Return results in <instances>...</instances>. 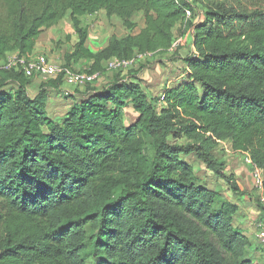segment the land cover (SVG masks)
Masks as SVG:
<instances>
[{
	"label": "trees",
	"instance_id": "1",
	"mask_svg": "<svg viewBox=\"0 0 264 264\" xmlns=\"http://www.w3.org/2000/svg\"><path fill=\"white\" fill-rule=\"evenodd\" d=\"M196 1L0 0V264H264L232 224L237 207L179 158L193 155L240 194L213 155L228 143L264 186V20L212 5L204 22L185 23L192 54L159 99L136 80L86 84L60 120L47 104L61 78L30 96L36 78L1 67L33 54L69 13L76 43L62 65L90 62L101 76L113 58L170 51ZM100 11L128 31L141 14L143 28L93 53L84 19Z\"/></svg>",
	"mask_w": 264,
	"mask_h": 264
},
{
	"label": "rangeland",
	"instance_id": "2",
	"mask_svg": "<svg viewBox=\"0 0 264 264\" xmlns=\"http://www.w3.org/2000/svg\"><path fill=\"white\" fill-rule=\"evenodd\" d=\"M217 3H224L236 10L255 14L254 19L258 20V22L264 20V1L261 0H197L193 5V12L186 17L184 23L179 22L176 25L173 31L174 47L171 51L157 52L153 53L151 56H146L134 67L128 70L109 72L103 70L104 67L106 68V62H103L101 76L95 83H93V85L102 87L109 80L118 78L130 82L136 80L144 85V90L151 99H159L164 91L163 85H167L166 87H169L168 89H170L175 85V81L182 77V75H178L184 67L181 60L192 54L191 33L185 31V23L197 24L198 22H204L208 8ZM131 21L136 27L131 31H128L122 27L120 21L113 18H107L103 11L85 18L84 23L87 26L89 36L88 46H91L94 51L96 49L102 50L108 45V42L113 37L120 40L128 35L138 34L143 28L142 15L135 14ZM71 29L72 25L69 13H67L56 27L42 33H46L44 35H47V38H44L46 43L43 45H50L51 54L54 56L52 61L54 64L62 65L64 55L71 52L74 46L73 44L76 43V36H73V38L69 33ZM35 55H44L49 58L47 54L42 52H37ZM90 65V62L80 61L71 65V67H73L75 71H83L86 69L91 70ZM30 81L31 86L28 88V93L30 96H34L42 82L38 79H31ZM83 89L84 87L76 89L74 87L62 85L58 91L50 94L47 104L48 116L52 119L60 120L67 111L71 103V97H74V92ZM158 89H161L162 93L156 96ZM153 104L155 107L159 105L155 100ZM123 117L126 123H133L137 118V114L131 109V107H126L123 111ZM221 148L215 149L213 155L219 163L224 164V174L226 177H234L236 175L235 172L239 171L241 165H244L247 172L250 173L245 162V157L248 158V156H235L231 153L230 147L227 144H224ZM179 158L181 161L187 162L192 166L195 176L198 179H203L208 187L219 190L225 198L230 199L231 190L229 189V185H227L224 180L214 177L213 174L206 169L205 165L198 162L193 155L180 156ZM251 191L253 192V188H251ZM255 210L260 213L258 216L259 222H264V214L262 210L259 208ZM1 237L2 232L0 229V238Z\"/></svg>",
	"mask_w": 264,
	"mask_h": 264
},
{
	"label": "built area",
	"instance_id": "3",
	"mask_svg": "<svg viewBox=\"0 0 264 264\" xmlns=\"http://www.w3.org/2000/svg\"><path fill=\"white\" fill-rule=\"evenodd\" d=\"M174 45L172 46V48ZM170 49V51L172 50ZM153 54H136L131 59L113 58L106 62V71L128 70L134 67L141 59ZM3 69H16L21 71L27 78H36L42 82L61 78L63 85L82 88L86 84H91L100 78L99 73H90V70L75 71L73 67H65L63 65L54 64L47 56L31 54L26 57L10 55L6 63L1 66ZM246 166L249 168L252 177V188L256 193L258 203L264 207V186L263 178L259 168L245 157ZM255 239L262 247V255H264V222L256 225Z\"/></svg>",
	"mask_w": 264,
	"mask_h": 264
},
{
	"label": "crops",
	"instance_id": "4",
	"mask_svg": "<svg viewBox=\"0 0 264 264\" xmlns=\"http://www.w3.org/2000/svg\"><path fill=\"white\" fill-rule=\"evenodd\" d=\"M113 19L118 20L116 17H111ZM119 21V20H118ZM71 36H76L74 31L71 29L69 31ZM46 34V33H44ZM41 34L36 42L35 49L33 51V54H36L37 52L45 53L49 56V60L52 62L53 57L52 52L50 51V45L46 44V40L44 38H47V35ZM45 36V37H44ZM74 38V37H73ZM89 42V36L86 41V47L93 53L99 52L101 49H94L90 46H88ZM74 45V44H73ZM63 61V59H62ZM63 63V62H62ZM42 82V81H41ZM162 85V84H161ZM141 86L144 88V85L141 84ZM167 85H163V90L168 89L169 87H166ZM174 86V85H173ZM164 92V91H163ZM162 93L161 89H158L156 92V96ZM230 147V151L232 153V148L230 144L226 143ZM234 154V153H232ZM238 156V155H235ZM238 158V157H237ZM234 181L238 187L240 194H235L232 191L230 199H228L231 203H233L237 207L236 214L233 217L232 224L235 228L239 229L249 240V242L252 244V246L257 245V241L255 239V231H256V225L259 222V211L255 210L258 209V205L256 202L255 194L251 191L252 188V177L250 173L247 172V169L244 167V165H241L238 172H235ZM256 257H260V253L256 252Z\"/></svg>",
	"mask_w": 264,
	"mask_h": 264
}]
</instances>
